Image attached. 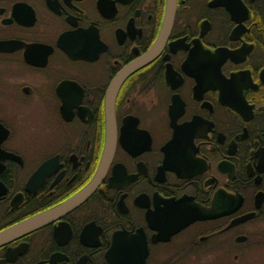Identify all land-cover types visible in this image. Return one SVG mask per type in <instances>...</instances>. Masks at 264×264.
Here are the masks:
<instances>
[{
	"label": "flooded vegetation",
	"instance_id": "af4514ba",
	"mask_svg": "<svg viewBox=\"0 0 264 264\" xmlns=\"http://www.w3.org/2000/svg\"><path fill=\"white\" fill-rule=\"evenodd\" d=\"M167 2L0 0V231L109 159L86 203L0 264H264V0H177L166 43L118 87L108 147L111 87Z\"/></svg>",
	"mask_w": 264,
	"mask_h": 264
},
{
	"label": "bare ground",
	"instance_id": "6f19581e",
	"mask_svg": "<svg viewBox=\"0 0 264 264\" xmlns=\"http://www.w3.org/2000/svg\"><path fill=\"white\" fill-rule=\"evenodd\" d=\"M167 3H168L167 4V10H166V13H165V18H164V22H163V26H162L161 35H160L158 41L155 43V45H153L149 50H147L145 52L144 59H141L140 61L133 62L132 64H130L129 66H127L121 72V75H119L117 77V79L114 81L113 86L111 87L110 94L108 96V101H107V108H108L107 111H108V118L110 119V122H112V124L110 126V128L112 129V134H111L112 137L109 136V138H111V140H110V142H108V147H109V144L110 143H111V146H112V151H111L112 155L114 153L115 144H116L115 143L114 135L117 133L116 123H115V118H114V109H115V105H116V101H117V96H118V87L123 82L124 77H125V75H126L127 72H134V71H136V70L144 67V65L148 64L150 62V60H152V58H154L156 56V54L158 53V48H160L159 45L161 46L162 44H165L166 41L168 40L169 35H170V29L172 28V25L174 23V17H175V14H176L175 12L177 10V0H168ZM169 3L170 4H174V11H171V7L169 6ZM1 143H2V141H0V145H1ZM1 150L2 149H1V146H0V151ZM1 152L7 153L4 150H2ZM7 154H9V153H7ZM108 160L109 159L106 158V155H105L104 160H103V163H102V167L100 168V172H101V170H102L103 167H104V170H105V167L109 165L108 164ZM52 162H54V161L53 160H50L49 161V164L51 165ZM49 164H43L42 166L39 167V169H41L43 171V173L41 175L37 176L39 169L36 170L35 172H33L32 175L30 176V181L28 182V184H32L36 188L41 187L43 185L45 179L47 178L48 174H49V170H50V165ZM46 167H47V169H46ZM2 169H4V166H2ZM101 178L102 177L100 176V173L97 174V176L95 177V179H93L91 181L92 183L90 182L91 184L89 183L90 185L89 186L87 185L88 187L86 186L85 188H83L81 190V191L84 190V192H86L85 190H87L88 188H91L88 196L85 197L83 201L81 200L80 202H78V204H76L77 201L75 202V200H74V199H78V198H74L73 200H71L73 198L72 197V198H70V199H68V200H66V201H64L62 203L53 205L52 207L48 208L47 210H49V209H53V210L59 209L61 211L60 213H64V214H67L68 212L73 211L75 208L81 206L83 203H86L90 199V197H92V195L94 194V192L96 191L98 185L101 182ZM28 188H29V185H28ZM71 202L73 203L72 205H75L76 204L75 208H73V209L67 208L66 210H64L62 212V210L65 207V205H67L68 203H71ZM16 205H18V203H16ZM42 211H44V210H40L38 212L32 213L31 216H34V215H36V214H38V213H40ZM17 223H19V222H15L14 224H17ZM48 225H49V223L46 224V225H44V226H42L38 230L32 231V232L28 233L27 235H25V236H23V237H21L19 239H16L14 241L8 242V243H6L5 245H3L1 247L7 246V245H9V244H11V243H13L15 241H18L20 239H23L24 237H27L29 235H32V234H34V233L42 230L43 228H45ZM4 229H6V228H4ZM23 246H24V250H25V249L29 248V243H23ZM84 262L85 261H82V264Z\"/></svg>",
	"mask_w": 264,
	"mask_h": 264
},
{
	"label": "water",
	"instance_id": "95a60500",
	"mask_svg": "<svg viewBox=\"0 0 264 264\" xmlns=\"http://www.w3.org/2000/svg\"><path fill=\"white\" fill-rule=\"evenodd\" d=\"M169 6L171 7V11H174V4L169 3ZM129 73L130 72H127L126 74H129ZM103 168H102L101 172H103ZM101 172H100V176H101ZM42 173H43V171L41 169H39L37 176L41 175ZM0 187H2L1 184H0ZM90 190H91V188H88L87 190H85L86 192H84V190L79 192L71 200H73L74 198H78V199H74L75 202L77 201L76 204H78V202H80L81 200L83 201L84 198L88 196ZM72 204L73 203L71 202V203H68L67 205H65L62 212L64 210H66L67 208H69V209L75 208L76 204L75 205H72ZM60 212L61 211L59 209L44 210V211H42V212H40L34 216H31V217H29V218H27V219H25V220H23L17 224H14V225L0 231V247L5 245L8 242L19 239V238L27 235L28 233H30L32 231H36L39 228H41L42 226L56 220L58 217H60L62 214H64V213H60ZM23 252H24L23 249H21V250L17 249L15 251V253H13V256L12 257L9 256V257L11 260H13L16 256H18L19 254H22ZM62 260H63V258H61V257L59 258V256L57 254H55L51 257L49 262H50V264H57V262H60Z\"/></svg>",
	"mask_w": 264,
	"mask_h": 264
},
{
	"label": "trees",
	"instance_id": "16d2710c",
	"mask_svg": "<svg viewBox=\"0 0 264 264\" xmlns=\"http://www.w3.org/2000/svg\"><path fill=\"white\" fill-rule=\"evenodd\" d=\"M43 209V206L39 203H34L31 205L30 210L25 215H31L32 213L38 212Z\"/></svg>",
	"mask_w": 264,
	"mask_h": 264
}]
</instances>
